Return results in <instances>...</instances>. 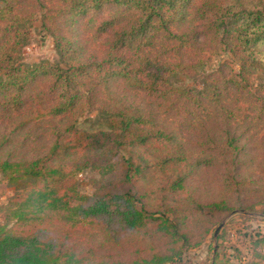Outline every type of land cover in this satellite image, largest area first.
I'll return each instance as SVG.
<instances>
[{"label": "trees", "instance_id": "1", "mask_svg": "<svg viewBox=\"0 0 264 264\" xmlns=\"http://www.w3.org/2000/svg\"><path fill=\"white\" fill-rule=\"evenodd\" d=\"M38 19L57 62L22 59ZM0 174V264H181L209 236L210 264H264L263 232L215 243L264 205V0H0Z\"/></svg>", "mask_w": 264, "mask_h": 264}, {"label": "rangeland", "instance_id": "2", "mask_svg": "<svg viewBox=\"0 0 264 264\" xmlns=\"http://www.w3.org/2000/svg\"><path fill=\"white\" fill-rule=\"evenodd\" d=\"M22 59L29 64L41 60L53 62L59 60L53 37L42 28L39 19L34 23L30 39L22 50ZM222 59H228L235 68L238 67L237 61L232 55L222 53L203 70L216 66ZM181 80L183 83L193 86L202 84L200 76H181ZM96 116V111L89 112L90 120L83 121L82 126L87 129L99 128L100 125ZM78 177L80 189L85 193L93 194L95 192L93 181L98 180L99 175L91 169H86ZM15 191L14 186L0 174V222H5L2 206L7 203ZM217 231L218 236H216L215 243L218 244V251L221 255L227 253L234 260L237 259L236 255L241 258H249L252 254L250 249L251 237L259 232L264 233V205L259 206L256 210H238L232 213L222 222ZM211 243V236H209L201 246L188 249L181 264H210L213 257V251L210 249Z\"/></svg>", "mask_w": 264, "mask_h": 264}]
</instances>
